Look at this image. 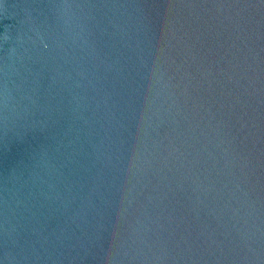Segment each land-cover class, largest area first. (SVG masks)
I'll use <instances>...</instances> for the list:
<instances>
[{
    "label": "water",
    "instance_id": "water-1",
    "mask_svg": "<svg viewBox=\"0 0 264 264\" xmlns=\"http://www.w3.org/2000/svg\"><path fill=\"white\" fill-rule=\"evenodd\" d=\"M0 264H264V0H0Z\"/></svg>",
    "mask_w": 264,
    "mask_h": 264
}]
</instances>
